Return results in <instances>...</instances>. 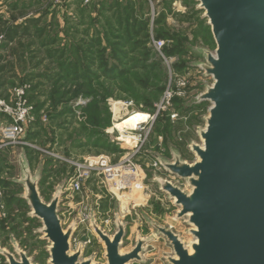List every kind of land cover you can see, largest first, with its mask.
<instances>
[{"label":"rangeland","instance_id":"obj_1","mask_svg":"<svg viewBox=\"0 0 264 264\" xmlns=\"http://www.w3.org/2000/svg\"><path fill=\"white\" fill-rule=\"evenodd\" d=\"M22 10L31 18L42 16L41 27L45 32L42 40L36 36L16 38L8 48L2 46L0 38V54L13 64L3 78L0 77V102L11 110V115H7L0 108V189L4 207L0 211V251L5 250L18 260L15 251L19 249L32 264H50V245L44 239L42 224L31 215L23 199V185L16 182L21 174V157H25L32 176L39 173V196L47 203L58 187L66 188L73 168L70 162L108 156L111 164H117L137 151L132 160L141 166L147 190L124 193L118 198L108 192L102 177L94 176L84 184L81 195L70 198L69 192L62 193L58 206L61 226L62 229L68 227L81 207L97 206L99 214L91 217L98 228L106 229L105 221L114 227L115 217L124 225L121 253L132 250L136 240L146 241L140 254L141 262L129 264H170L169 259L175 257L172 246L152 225L172 230L185 246L194 241L190 233L193 226L186 218L176 217L178 207L159 189L154 177L170 180L184 192L189 191V186L153 163L157 162L156 155L171 161L173 151L178 152L183 161L193 163L195 156L188 145L190 142L201 144L198 130L205 127L204 119L210 104L196 107L199 103L194 100L205 85L212 84V80L205 77L197 65L205 63L197 49L210 53L215 49L204 12L198 8L196 0H89L87 3L85 0H0V18L3 20H10L11 13ZM161 13H165L164 21L153 25ZM14 23H21V19ZM126 28L130 34H135L134 41L140 42L138 47L125 44L123 48L129 34H126ZM156 36H163L165 46L176 47L180 53L167 56L168 60L164 62L150 42ZM90 42L104 47L103 58L109 59L110 63L124 59L126 69L130 70V76L117 83L109 84L104 79L95 82L94 89L105 97L99 104L100 111H104L99 127L87 126L81 109H76L74 114L67 112L70 105H83L88 99L73 98L76 88L67 85L59 70V63L72 55L71 51H86ZM14 48L19 50L18 55L12 53ZM119 49L123 50V56L117 55ZM91 50L96 52V47ZM146 56L147 66L159 62L164 73L161 70H132L136 63L141 67ZM93 58L97 60L96 55ZM169 70L186 83L187 94L175 98L172 106L181 119L173 122L168 120V113L158 115L146 126L145 140V131L140 133L142 143L136 141L137 133L126 130L121 133L116 129L115 125L125 118L123 111L126 110L119 105L123 102L134 104V111L152 114L163 93L164 80L166 86L170 79ZM21 103L31 110L21 123L23 131L18 139L9 143L3 138L2 130L13 123ZM118 107L122 109H119L120 118L115 114ZM85 126L88 130L83 129ZM125 135L130 136L131 141L124 139ZM72 239L73 236L70 244L74 253L78 248ZM81 249L80 261L107 264L104 245L92 228L90 243ZM0 264H8L1 254Z\"/></svg>","mask_w":264,"mask_h":264},{"label":"water","instance_id":"obj_2","mask_svg":"<svg viewBox=\"0 0 264 264\" xmlns=\"http://www.w3.org/2000/svg\"><path fill=\"white\" fill-rule=\"evenodd\" d=\"M215 42L213 52L197 49L198 63L212 80L194 102L208 103L201 144L190 142L193 163L178 152L172 160L155 156L168 175L186 181L182 191L170 180L155 176L159 189L178 207L176 217L193 228L187 248L177 234L152 225L172 246L170 264H264V0H196ZM23 199L42 224L49 241L50 264H91L80 261L81 246L71 252L75 222L62 229L58 206L62 187L45 203L39 196V173L32 176L25 157L19 159ZM90 228L103 243L107 264L141 262L145 240L121 253L125 227L115 217V232L107 236L90 218ZM85 241V237L81 238ZM189 249L191 250L189 252ZM2 250L8 264H32L24 252Z\"/></svg>","mask_w":264,"mask_h":264},{"label":"built area","instance_id":"obj_3","mask_svg":"<svg viewBox=\"0 0 264 264\" xmlns=\"http://www.w3.org/2000/svg\"><path fill=\"white\" fill-rule=\"evenodd\" d=\"M88 1L89 0H85L86 3ZM0 38L2 37L0 36ZM150 42L158 57H160L164 62L167 61L168 57L164 56L162 52L163 48L165 47V41L151 38ZM169 72L170 79L165 86L166 88L163 91L160 100L155 105V109L152 114L142 112L146 115V119H144L143 121H138L135 125L132 126V128L126 129V132L129 131L137 133L138 138L136 141L140 143H142L140 133L142 131H145V128L149 124V122L154 121L158 115L162 113H168V118H170V120L173 122L181 119L178 117V112H176L172 108V106L173 100L175 98H182L187 94L186 83L184 80H182V78H177L175 72H172L171 70H169ZM197 95L195 96V98L197 97ZM119 105L127 112H136L134 111L135 106L131 102H123ZM23 106L24 103H21L19 105L20 108L18 110V113L15 114V117H13V123L9 126L4 127L2 130L3 138L9 143H14L18 139L17 137L22 133L23 126L21 123L23 122L24 117L28 115L29 110H31V108L28 107L27 109ZM0 108L2 112L6 113L7 115H11V110L3 106L2 102H0ZM144 134L145 136L143 140H145L147 137L146 131ZM137 143L135 144L134 148L137 147ZM135 153H137V151L132 152V154L123 158L117 164H111L110 158L108 156H100L93 158L92 160L83 159L74 163L70 162L69 164H71V167H73L72 173L67 178L68 184L66 188H63L62 193L65 191L69 192L71 194L70 198H73V196L81 195L84 190V184L90 181L94 176L102 177V184L106 186L108 192L112 196H117L118 198H121L124 193L131 194L134 191L147 190L146 188H144V174L141 166L137 165L132 160V155H134ZM153 165L157 166L160 164L158 162H154ZM1 198L2 190L0 189V211L4 208L1 202ZM97 211V206L93 208L83 206L78 211V214L73 217V220L70 222V224L72 222H75L72 241L77 248H79V246L84 248L90 243V217L91 215L95 216L96 214H99ZM104 223L106 225V229L101 230L110 237V234L114 233L115 229L114 227H111L112 225H109V221H105ZM82 237H85V241H81Z\"/></svg>","mask_w":264,"mask_h":264},{"label":"trees","instance_id":"obj_4","mask_svg":"<svg viewBox=\"0 0 264 264\" xmlns=\"http://www.w3.org/2000/svg\"><path fill=\"white\" fill-rule=\"evenodd\" d=\"M24 13L25 12L23 10L17 13H11L10 20L8 21L0 18V36L2 37L1 43L3 44L2 46L4 48L10 47L8 45H11L12 43H14L16 38L26 39V37L29 38V37L36 36L37 38L41 40L43 39L45 29L44 27H41L42 16H40L39 18H31V17H28V15ZM164 18H165V13L159 14V17L153 21V25L161 23L162 21H164ZM18 19H21V23L19 24L14 23ZM129 32L130 31H128V28H126V34ZM134 36L129 33L127 38L125 39V43L123 42H122L123 44L121 42L119 43L123 45V48L126 47L125 44L133 45V47L135 48L137 45L140 44V42L137 40L134 41ZM154 39L164 41L163 36H156ZM48 44H52V43L49 42ZM119 46L120 45H118V48ZM95 47H96V50H95L96 52L91 50ZM65 48L63 49V51L67 49ZM103 49L104 47L102 48L101 44L98 43V46H96L95 44L90 42L88 43L86 51L75 49L71 51V53L73 52L72 55H69L68 57H66V59H63L59 63V68H60L59 70L61 74L63 75V77L65 78L67 85L69 86L71 85L70 87L76 88L75 89L76 91L74 92L75 95L73 96V98L81 97L84 99L86 98L88 99V102L83 105H70L69 104L70 109L67 112H69L70 114H74L76 109H81L83 112L86 124H88L87 126L90 125V127L91 126L99 127V125L102 122L100 119L103 118V115H104V111L103 110L102 112L100 111L101 109L99 105L101 102L104 101L103 100L104 95L102 96L101 92H98L96 91V89H94L95 82L97 80L99 81L101 79H104V82H109V84H113V83H117L121 79H124L130 76V73H129L130 70L126 69L125 67L126 63L124 62V59L121 60V58H118L116 61L110 63L109 59L107 60L106 58H103V53H104V51H102ZM18 51L19 50L17 48H14L12 53L15 55H18ZM116 52H117V55H120V56L124 55V52L121 49L116 50ZM162 52L164 56H173L177 53L178 54L180 53L176 47L169 48L166 46L163 48ZM93 55L94 56L96 55L97 60L93 58L94 57ZM19 56L21 55L19 54ZM72 56H73V59H72ZM146 57L141 62L142 63L141 67H138L136 63L134 66H132L133 68L132 70L148 69L147 71L149 72L150 70H161L162 71V67L159 62L151 64L150 66H147L146 62L148 60V57L147 58ZM5 58L6 57L3 54H0V77L1 78H3V75L6 74L5 73L6 70L13 66L11 61L9 60L6 61ZM165 82H166V79L164 80L162 92L165 88L164 87ZM202 104H205V103H199L196 107ZM83 129H87L86 126L85 128L83 127ZM78 145L79 144H77V146ZM79 146L81 147V145ZM71 173H72V170H71Z\"/></svg>","mask_w":264,"mask_h":264},{"label":"bare ground","instance_id":"obj_5","mask_svg":"<svg viewBox=\"0 0 264 264\" xmlns=\"http://www.w3.org/2000/svg\"><path fill=\"white\" fill-rule=\"evenodd\" d=\"M119 109H120L119 107L116 108L115 114L120 118L122 113L119 112L121 110V109L120 110ZM123 113L125 115V116H123V117H125V118H123L124 120L121 123H117L115 125V128L118 129L121 133H123L124 130H126L127 128H132V126L135 125L138 121H143L144 119H146V115L140 111L131 112V113L130 112L127 113L126 111H123ZM124 139L131 141L130 136H127V135H125ZM194 242H196V240L193 241V243ZM187 246H186V248H187ZM190 251L191 250L189 249V252Z\"/></svg>","mask_w":264,"mask_h":264}]
</instances>
